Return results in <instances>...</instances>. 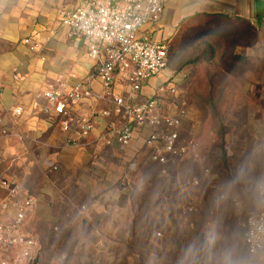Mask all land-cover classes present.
Masks as SVG:
<instances>
[{"label":"rangeland","instance_id":"rangeland-1","mask_svg":"<svg viewBox=\"0 0 264 264\" xmlns=\"http://www.w3.org/2000/svg\"><path fill=\"white\" fill-rule=\"evenodd\" d=\"M245 33L208 22L185 33L177 51L168 45L162 78L181 79L190 68L191 78L179 87L190 104L184 137L197 122L203 166L214 181L191 163L164 177L149 160L126 161L116 182L123 186L121 224L108 229L99 215L89 224L80 217L76 224L65 221L70 217L38 223L31 216L26 229L39 240V264H264V252L248 253L242 225L264 186V124L258 122L264 120V63L246 60L245 94L243 57L229 48ZM192 177L202 178L200 187L180 191L177 179ZM188 202L196 212L185 213Z\"/></svg>","mask_w":264,"mask_h":264},{"label":"crops","instance_id":"crops-1","mask_svg":"<svg viewBox=\"0 0 264 264\" xmlns=\"http://www.w3.org/2000/svg\"><path fill=\"white\" fill-rule=\"evenodd\" d=\"M86 1L0 0V179L19 184L22 197L35 198L25 227L32 215L38 223L70 217L65 221L76 224L80 217L89 224L99 215L98 222L108 229L121 224L123 186L118 189L116 182L124 171L123 164L151 161L145 146L149 128L137 133L128 147L102 138L109 121H123L101 115L112 112L110 100L85 98L70 107L74 119L92 120L94 129L87 139L80 138L75 125L71 132H64L62 118L43 110L50 106L43 98L48 88L69 92L95 75L96 63L86 42L69 36L61 23L62 12L73 11ZM198 14L225 15L246 22V33L236 39L234 48L229 46L234 56L245 59L242 81L246 94V60L264 63V0H168L159 22L144 27L141 35L170 45L180 24ZM188 68L179 75L178 88L186 75L188 79ZM162 80V76L149 80L137 103L144 104ZM90 88L96 95L103 90L98 79L91 80ZM114 89L118 95L127 93L125 74L115 76ZM17 109H21L20 114H15ZM258 122L264 124V120ZM6 195L0 187V201ZM14 218L11 208L2 213L0 222Z\"/></svg>","mask_w":264,"mask_h":264},{"label":"built area","instance_id":"built-area-1","mask_svg":"<svg viewBox=\"0 0 264 264\" xmlns=\"http://www.w3.org/2000/svg\"><path fill=\"white\" fill-rule=\"evenodd\" d=\"M167 2L89 0L73 11L62 12V26L69 36L82 38L86 42L89 56L96 63V72L85 85L78 84L69 92L48 88L43 98L50 106L43 110L46 113L53 111L62 118L60 126L64 132H71L72 125H75L80 138L87 139L94 129L92 120L85 117L74 119L70 107L80 104L85 98L110 100L112 112H102L101 115L123 118V121L120 124L109 121L102 134L103 139L128 147L137 133L149 128L151 133L145 139V146L149 150L150 160L161 166V176L168 177L172 167L179 168L191 163L199 166L202 176L211 183L214 179L210 169L203 166L201 145L195 134L197 122L184 137L190 104L177 86L179 79L170 77L162 80L144 104L137 103L146 83L161 77L168 69V44L141 35L144 27L159 22ZM118 73L125 74L128 84V91L123 95L116 94L114 89ZM92 79L100 81L103 87L100 95L91 90ZM14 112L20 114L21 109ZM2 134L7 135V131L2 130ZM201 179H177V185L182 192L196 189L200 187ZM0 187L7 192L0 201V216L11 208L15 211V218L11 222H0V264H39V240L25 227L27 217L34 211L35 198L22 197L20 185L6 179H0ZM231 201L239 207L235 198ZM193 212H196L195 205L188 202L185 213ZM242 225L248 253H263L264 186L259 188L258 206L247 214Z\"/></svg>","mask_w":264,"mask_h":264},{"label":"trees","instance_id":"trees-1","mask_svg":"<svg viewBox=\"0 0 264 264\" xmlns=\"http://www.w3.org/2000/svg\"><path fill=\"white\" fill-rule=\"evenodd\" d=\"M208 22H211V26L214 25L217 29H224V31L232 32L234 34L245 30L247 27L246 22L239 18H231L225 15L198 14L193 17L185 19L180 24L176 35L173 37L170 43L171 51L173 52L179 49V46L181 44V39H183L185 33L189 31L197 30L198 28L205 26V24ZM211 53L213 54L212 50ZM240 60L245 61L244 58H240Z\"/></svg>","mask_w":264,"mask_h":264}]
</instances>
